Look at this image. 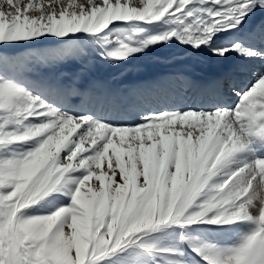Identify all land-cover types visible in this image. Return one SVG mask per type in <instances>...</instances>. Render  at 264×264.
<instances>
[{
    "label": "snow or ice",
    "instance_id": "6c2138e0",
    "mask_svg": "<svg viewBox=\"0 0 264 264\" xmlns=\"http://www.w3.org/2000/svg\"><path fill=\"white\" fill-rule=\"evenodd\" d=\"M260 15L264 0H0V264H186L151 238L199 223L238 236L194 243L203 264H264ZM163 48L229 67L187 110L162 107L184 72L81 87L89 64Z\"/></svg>",
    "mask_w": 264,
    "mask_h": 264
},
{
    "label": "bare ground",
    "instance_id": "6f19581e",
    "mask_svg": "<svg viewBox=\"0 0 264 264\" xmlns=\"http://www.w3.org/2000/svg\"><path fill=\"white\" fill-rule=\"evenodd\" d=\"M50 1L51 0H30L34 7H40L42 4L46 6ZM255 21L259 23L264 21V15L258 16ZM114 23L116 22L114 21ZM222 38L226 39V34H224ZM159 56L161 59L147 58L145 61L141 60L138 64L131 65L130 67H124L123 65L108 66L97 79L87 73L83 77L81 87L100 88L107 86L118 89L146 87L161 77L184 72L191 78L193 84L189 87L181 88L177 98L167 105H162V107L165 110L171 111L187 110L189 106L196 107L201 92L207 88H199L196 86L195 80L200 76L213 78L216 73L222 74L227 71L229 67L228 64L217 65L215 61L206 56L196 59L175 58V60L173 59V61L168 63L162 55ZM226 102L228 106H234L235 104L234 98L230 95L226 97ZM175 127L179 128L180 125H176Z\"/></svg>",
    "mask_w": 264,
    "mask_h": 264
},
{
    "label": "rangeland",
    "instance_id": "374dc122",
    "mask_svg": "<svg viewBox=\"0 0 264 264\" xmlns=\"http://www.w3.org/2000/svg\"><path fill=\"white\" fill-rule=\"evenodd\" d=\"M76 1V0H75ZM63 2V0H62ZM81 0H77L75 3L79 4ZM51 1L48 3V5ZM47 6V5H46ZM40 8V7H35ZM159 55H162L166 62L173 61L178 58H182L184 53L180 48H163L154 52H150L147 55H141L139 59H133L131 64L123 63L124 67H130L131 65L138 64L141 60L145 61L147 58L151 59H161ZM108 66V64L104 63H93L89 64L86 74L89 73L91 76L96 77L97 79L99 75L104 71ZM82 64L78 62H72L67 65L62 66L59 71L66 72L69 74L79 73L82 71ZM91 78V77H90ZM130 141L126 138L124 147L122 148L123 152L127 151V145ZM112 153H110V156ZM126 163L128 162L127 156H124ZM91 184L97 183L94 179L90 182ZM251 193V192H250ZM151 239L158 241V246L161 248H169L176 252H184L186 260V264H203L202 261H199V258L192 251V245L194 243H220V244H231L238 239V236L234 231L225 227L224 229H220L216 226L210 224H195L190 227L188 230H183L179 228H171L167 232L152 237ZM104 264H119V262L114 261H105ZM146 264H164L162 257H157L155 261L149 258Z\"/></svg>",
    "mask_w": 264,
    "mask_h": 264
}]
</instances>
